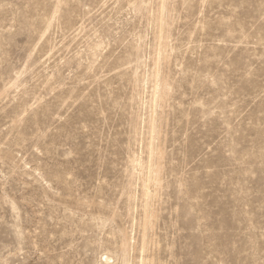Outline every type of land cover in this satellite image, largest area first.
I'll return each mask as SVG.
<instances>
[{"label":"rangeland","instance_id":"obj_1","mask_svg":"<svg viewBox=\"0 0 264 264\" xmlns=\"http://www.w3.org/2000/svg\"><path fill=\"white\" fill-rule=\"evenodd\" d=\"M0 264H264V0H0Z\"/></svg>","mask_w":264,"mask_h":264}]
</instances>
